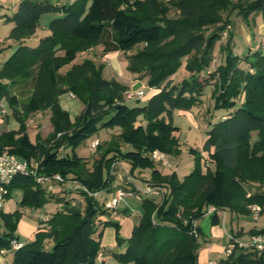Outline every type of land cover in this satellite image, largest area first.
Instances as JSON below:
<instances>
[{
    "label": "trees",
    "instance_id": "trees-1",
    "mask_svg": "<svg viewBox=\"0 0 264 264\" xmlns=\"http://www.w3.org/2000/svg\"><path fill=\"white\" fill-rule=\"evenodd\" d=\"M91 1L89 7L88 0L58 7L49 0H21L10 14L0 16L13 24L8 39L17 44L0 68V101L8 102L22 125L0 135V153L9 149L21 159L39 160L41 173L60 174L66 182H76L90 192L110 191L115 181L113 165L127 161L130 172L151 170L150 184L166 192L161 201L142 200V218L125 240L120 237V223L103 220L109 210L94 196L81 192L85 210L57 211L33 241L11 252L12 264H107L99 262L98 255L108 226L115 227L118 246L126 243L124 251L114 252L120 263L198 264L200 239L205 237L198 221L210 207L216 208L211 214L214 226L221 223V211L247 216L254 204L264 210V193L249 196L244 187L250 182L264 184V52L250 53L245 58L249 68L241 67L243 60L233 55L230 33L222 47L225 62L209 69L232 17L254 22L255 16H264V0ZM59 10L63 14L49 22L50 34L37 46L27 44L44 15ZM99 45L107 53H129L139 47L127 56L129 70L139 78L148 77L149 87L157 91L145 105L129 106L125 99L129 87L105 79L104 66L91 59L73 64L61 76V70L80 52ZM185 62L189 77L174 83L172 77ZM30 77L32 92L22 101L12 89ZM211 85L216 110L227 113L211 125L203 146L214 167L205 162L204 172L201 152L190 148L196 158L194 169L182 179L176 172L164 174L151 154L182 153L175 111L199 105ZM70 92L84 102L74 120L60 104L61 96ZM46 110L51 111L54 133L33 142L27 119ZM104 128H121L122 133L115 144L105 148L99 144L100 156L90 170L76 150ZM9 188L10 194L16 188L23 190L20 207L40 208L53 197L33 177L18 175ZM21 216L20 210L1 214L0 251L19 239L16 230ZM250 233H264V228ZM223 263L264 264V257L235 244Z\"/></svg>",
    "mask_w": 264,
    "mask_h": 264
},
{
    "label": "rangeland",
    "instance_id": "rangeland-1",
    "mask_svg": "<svg viewBox=\"0 0 264 264\" xmlns=\"http://www.w3.org/2000/svg\"><path fill=\"white\" fill-rule=\"evenodd\" d=\"M21 0H0V16H3L5 14H10L12 12V9L15 8L20 3ZM76 0H49L50 3L58 6V7H63V6H69L70 4L74 3ZM164 1V0H163ZM92 3L91 0H88V6ZM63 14L61 10L57 11L56 13H47L44 15L42 21H41V26L38 29L37 33L35 36L29 38L26 40V43L31 45V46H37L39 44V41L41 38L49 35L50 31L44 30L43 26L46 25V23L49 26V22L56 18L59 17ZM172 15L174 16L175 14L172 12ZM46 22V23H45ZM13 27L12 23H7L3 17H0V66L3 65V63L11 56L12 53L11 49L13 46H15V43L8 39L9 32L11 28ZM242 27L250 29L254 28V22L252 19V23H249L248 21H245L242 17L234 15L232 17V25L227 29V35H223L222 40L217 44L218 50L217 53L214 54V59L211 63V66L209 67L210 70L215 69L214 67L220 63L221 59H225V54L223 55L222 52V47L225 45L229 39L231 30H233L235 39L233 42L232 50H233V55L236 57H239L241 60H243V68H249V62L245 60L247 56H249V53L251 49L254 47V43L249 45L246 43L245 39L239 35V30L242 29ZM234 28V29H233ZM139 49V47H136L134 50H132L129 53H123V52H110L107 53L104 50V47L102 45L96 46L94 48H91L90 51L91 53H85L80 52L78 55V61H83L85 59H91L93 60L97 66H104L103 70V76L105 79L111 80V79H117L121 80L124 83H130L131 79H134L135 76L131 73L129 70V61L127 59L128 54L136 53V51ZM257 49H263L264 50V43L262 42V39L260 40ZM83 53V54H82ZM116 53V54H115ZM252 53V52H251ZM60 55L64 54V51L59 52ZM107 55L110 57V63L106 64L103 63L101 57ZM84 56V57H83ZM85 56H88V58ZM112 58V59H111ZM250 61L253 60L251 57L249 59ZM186 61V60H185ZM73 63L65 66L60 74L61 76L65 77L68 73V71L71 69ZM241 64V63H240ZM186 62L184 65L179 69V71L172 77V80L174 83H180L183 79L187 78L189 76V72L185 68ZM219 66V65H218ZM217 66V67H218ZM216 67V68H217ZM122 75V77H121ZM124 75V76H123ZM124 77V78H123ZM138 77V76H137ZM25 80H19L18 83H16V87L12 89L14 93H17L20 96V99L22 101H26L33 88V81L30 78L27 79L26 83H22ZM21 83V84H20ZM136 88H129V91L132 92H137L139 90H144L145 96L142 98H139L140 103H137V98L133 100H128L126 99V103L133 107L136 105H145L149 98L151 97L152 90L149 89V78L148 77H143L139 78L138 77V82H136ZM145 87V88H143ZM213 91L210 86L206 87V90L204 92V95L202 96L203 102H201L199 105L194 106L190 110H176L174 114V120H175V125L180 127V131L177 134L179 140H180V146L182 148V156L179 158L181 160V165L177 169V174L178 176H183L185 174H189L192 170L193 167L195 166L196 163V158L194 155L190 154L188 151L189 147H194L196 149H201L203 146V139L208 135V132L211 128L210 122L211 119L214 118L215 121H218L220 116L225 113L224 110H216L215 108V99L213 97ZM60 104L63 109H65L72 120H74L83 110L84 108V102L81 97H76V98H71L69 96V93L64 94L60 98ZM1 106L6 108L8 115L6 117H3L0 114V120L4 121V125L0 126V135L3 133L4 129H9V131L12 130H19L21 128V123L14 117L12 109L10 105L8 104L7 101L2 100L0 101V109ZM30 118V117H29ZM27 119V130H31L33 132V135L36 133H41L43 134L46 138L49 137L51 134L54 133V126L51 121V111L46 110L43 111V116L41 118H36L35 123L33 125H30L28 123ZM8 122V123H7ZM114 129H107L104 128L102 129L103 131L100 134V137L104 139L105 135L107 132H110ZM101 131V130H100ZM122 133L121 128H117V131L113 133L112 136L106 143H101L100 144L105 148L107 147L110 143L115 144L119 141V136ZM97 135L92 136L89 138L86 143L81 144L76 152L85 159L87 162V167L92 170L94 168V162L97 158H99L100 154L98 150L96 152H92L91 150H88V145L91 143V141L96 138ZM168 160H170L169 157H167ZM35 162H39V160H33ZM158 168L160 169H165V171H168L170 169L169 167L165 168L161 163L156 164ZM149 170H147V176L149 175ZM144 177V176H143ZM185 177V176H184ZM134 182L138 181V184L141 188L146 187V182L145 180L138 179L136 176H132ZM119 182V181H118ZM117 182V183H118ZM121 183V182H120ZM118 183V184H120ZM136 183V182H135ZM65 184H72L74 188L78 187L77 183H74L72 181H67ZM116 184V181L113 183ZM84 197L82 193H79ZM159 198L157 196H152ZM23 198V190L21 189H13L10 196L7 197L4 201V208L3 212L4 213H14L16 210H20L22 212V216L20 219V228H19V233L21 234V239H19L21 242L28 241L25 237L26 233L24 232V226L25 222L28 223H36L41 224L44 226L45 223L44 218L49 215L50 210H55L58 206L55 200H51L47 203H45L42 207L40 208H31V207H20V202ZM76 199H79L78 194L75 195ZM85 198V197H84ZM105 194H101L100 196L97 197V201L103 206L105 202ZM86 202V201H85ZM130 203V210L134 211L135 215L137 214L139 216V213H143V208H142V201L137 200L134 196H127L122 203L120 204L118 211L122 213L123 210L126 207V204ZM117 211V212H118ZM139 212V213H138ZM121 215V214H120ZM104 221H113V222H120L121 228H120V237L122 239H127L129 238L131 231L133 230V225L135 221H137L138 218H133L127 215L122 214L121 217L119 216H114L112 217V211H108V213L104 216H102ZM246 220V229H249L253 224H256L257 226L261 227L264 226V216L259 217L258 220H253L252 219H245ZM237 223V221H236ZM210 224H211V218L210 217H204L203 219L198 221V225L202 228L204 232V238H208L210 235ZM4 222L0 217V230H4ZM234 226V224H233ZM26 228V227H25ZM222 233L217 235L214 233H211V237L209 236V243L204 240V238L200 239L201 246L198 250L199 253V259H198V264H208L209 260L215 261L217 264H224L223 261L228 257V254L226 252L227 247H232L233 244H231V239L232 237H235L236 242H242V243H249V237L246 235L243 238H237V228L236 225L234 226V236L230 235L231 232V226L228 224V226L224 225V221L220 223L218 227ZM217 229V226L215 230ZM226 230L228 232H226ZM207 235V236H206ZM214 245H219L221 246V250H218L217 246ZM126 248V243H123L121 246H118L117 240H116V229L113 226H108L105 229L104 236H103V246L102 250L104 252V258H106L107 264H123L117 261L114 257V252H122ZM13 254H9V259L12 258ZM134 264V263H130Z\"/></svg>",
    "mask_w": 264,
    "mask_h": 264
},
{
    "label": "crops",
    "instance_id": "crops-1",
    "mask_svg": "<svg viewBox=\"0 0 264 264\" xmlns=\"http://www.w3.org/2000/svg\"><path fill=\"white\" fill-rule=\"evenodd\" d=\"M46 23V22H45ZM254 25H255V27L254 28H250V29H247V28H244V27H242V29H240L238 32H239V35L241 36V37H243L244 39H245V41H246V43H248L249 45H251L252 43H254V47H253V49H251V51H250V53L251 52H254V51H256V50H258L257 49V46H258V44H259V42H260V40L262 39V42L264 43V16L263 15H257V16H255V18H254ZM43 29L46 31H48V24L46 23V25H44L43 26ZM234 29V28H233ZM50 33V32H49ZM231 34L233 35V42H234V39H235V35H234V32H233V30H231ZM35 36V35H34ZM17 47V44H15V46H14V48L13 49H11V52L10 53H12L14 50H15V48ZM217 50H218V47L216 48V51H215V53H217ZM261 51L262 52H264V50L263 49H261ZM85 53H91L90 51H87V52H85ZM249 53V54H250ZM83 54V53H82ZM116 54V53H115ZM224 55V54H223ZM78 57H79V55H78ZM78 57H77V59L73 62V64H77V63H81L82 61H78L77 62V60H78ZM84 57V56H83ZM88 58V56H85V58ZM110 58V57H109ZM112 59V58H111ZM225 62V59L223 60V59H221V61H220V63L219 64H217L214 68H216L218 65H220V64H223ZM72 64V65H73ZM243 64H244V62L242 61L241 62V64H240V66L241 67H244L243 66ZM0 68H1V66H0ZM124 76V75H123ZM133 76H135L134 77V79H131L130 80V83L128 84V83H124V82H122L120 79L118 80V81H120L121 83H123V84H125V85H127L130 89L131 88H136V82H138V77H137V75H134L133 74ZM121 77H122V75H121ZM189 77V76H188ZM124 78V77H123ZM117 80V79H116ZM212 89H214V85H211L210 86ZM143 88H145V87H143ZM149 89H150V87H149ZM153 92H152V94H151V96L153 95V94H155L157 91L155 90V89H153L152 90ZM202 102H203V100H202ZM224 114H227V113H224ZM215 122V119H211V122H210V124H213ZM8 123V122H7ZM174 123H175V120H174ZM5 123H4V121H2V120H0V126H2V125H4ZM180 128V127H179ZM9 131V129H4V131H3V133H5V132H8ZM103 130H101V131H99V133L98 134H96L97 135V137L96 138H94L92 141H91V143L94 141V140H99L101 143H106L112 136H110V135H112L113 133H115L116 131H117V128L115 129V130H112V131H110V132H107V134L105 135V137H104V139H102L101 137H100V134H101V132H102ZM2 133V134H3ZM29 135H30V138L32 139V141L33 142H36L37 141V139H39V140H44V139H46V137L43 135V134H41V133H36L35 135H33V132L31 131V130H29ZM208 139V135L203 139V146H204V143L206 142V140ZM86 143V142H85ZM91 143L87 146L88 147V150H91L90 149V145H91ZM87 144V143H86ZM203 146H202V148L201 149H197V150H199L200 152H201V155H202V157H203V159H202V164L204 165V172L206 171V167H205V162H209L210 164V167L211 168H213L214 167V165H213V163L212 162H210L209 161V159H210V153L209 152H207V151H203ZM180 148H181V146H180ZM190 148H194V147H189L188 148V151L190 150ZM194 149H196V148H194ZM181 150H182V148H181ZM212 152H213V150H212ZM190 153V152H189ZM78 154V153H77ZM182 154H183V152L179 155V156H174V155H167V157H169L170 158V160H168L169 161V165L168 166H164L165 168L167 167H169L170 169H168V171H165V169L163 168V169H161L162 170V172L164 173V174H171V173H173V172H176V173H178L177 172V169L180 167V165H181V160L179 159V158H181V156H182ZM79 155V154H78ZM80 156V155H79ZM160 169V168H159ZM193 169H194V167H193ZM130 170H131V164L129 163V162H127V161H118V162H116L114 165H113V168H112V172H113V174L115 175V181H116V184H113V186H112V189L110 190V191H102L100 194H99V196L101 195V194H105V201H107V200H109L111 197H112V195H113V193H114V191L118 188V187H124L125 189H127V190H137L138 188H140V189H142L140 186H139V184H138V181H135L134 182V180H133V178H132V176H136L138 179H144L145 180V182H146V186L148 185V184H150V179H151V170H149V175L147 176V170H140V169H137V170H135L134 172H130ZM187 174H185V175H183V176H179L181 179L184 177V176H186ZM144 176V177H143ZM114 181V182H115ZM119 181V182H118ZM120 183V184H118V183ZM72 184H62V185H56V188H55V190L53 191V192H49V194L50 195H52L53 197L51 198V200H55L56 201V203L58 204V206H57V208L55 209V210H50V214L49 215H47L45 218H44V223L45 222H47L46 220H49L52 216H53V214H55L57 211H60V210H63V211H65V212H68V213H82L84 210H85V208H86V202H85V198L84 197H82V195H80L79 193H81L80 192V189L78 188V187H76V188H74L73 186H71ZM244 187H245V189H246V191H247V193H248V195L249 196H256V195H262L263 193H264V184L263 185H260V184H258V183H253V182H250V183H245L244 184ZM76 194H78V196H79V199H76L75 198V195ZM10 196V195H9ZM8 196V197H9ZM129 196V195H128ZM132 196V195H131ZM127 197V196H126ZM125 197V198H126ZM124 198V199H125ZM136 198V197H135ZM152 199H155L156 201H161L162 200V198L161 197H159V198H156V197H151ZM123 199V200H124ZM137 199V198H136ZM122 200V201H123ZM137 200H139V199H137ZM140 201H142V200H140ZM122 203V202H121ZM120 203V204H121ZM130 203H127L126 204V207L123 209L124 211H125V213L123 212V211H121L122 213H120L119 211H118V209H117V211H116V213H115V215H113L112 217H114V216H119V217H121V215L122 214H124V215H127V216H130V217H133L134 219L135 218H138L137 219V221H135V223H134V225H133V227L135 226V225H137V224H139V222H140V220H141V218H142V215H143V213H139V216L136 214L135 215V213H134V211H131L130 210V205H129ZM120 206V205H119ZM119 206H118V208H119ZM121 214V215H120ZM219 216H220V218H221V222H223L224 221V225H226V226H228V224L231 226V232H230V235L231 236H234V233L233 232H235L234 231V226L236 225V228H237V234H235V235H237V238H243L244 236H248L249 237V240H250V235H251V233H250V231L251 230H260V229H263L264 228V226H261V227H259V226H257L256 224H253L249 229H246V220L245 219H252L253 217H252V215L250 214V215H239V214H236V213H234V212H231L230 210H225V211H221V212H219ZM261 216H264V210L262 211V213H261ZM260 216V217H261ZM206 217H210L211 218V215H207ZM254 220V219H253ZM236 221H237V223H236ZM120 223V222H119ZM233 224H234V226H233ZM25 225L26 226H24V232L26 233V239L28 240V241H25L24 243H26V242H29V241H33L34 239H35V236H36V234L40 231V230H43L42 228L45 226H43L42 224H41V222H39V224H36V223H28L27 224V222H25ZM121 225V224H120ZM26 227V228H25ZM219 227V225H217V229L215 230V228H216V226H214L213 224H212V219H211V224H210V237H211V233H214L215 232V234H217V235H219V234H221L222 233V231L218 228ZM19 228H20V221H19V223H18V228H17V230H16V234L19 236V239H21V234L19 233ZM1 231V230H0ZM226 232H228L227 230H226ZM131 233H132V231H131ZM223 234V233H222ZM205 235V234H204ZM130 236H131V234H130ZM129 236V237H130ZM207 236V235H206ZM209 236H208V238H205V240L209 243L210 241H209ZM235 238V237H234ZM49 246L51 245V243L49 242V244H48ZM102 246H103V244H102ZM215 246H217V245H214V249H215ZM218 248H216V249H218V250H221L222 248H221V246H217ZM103 251V250H102ZM11 252H8V253H6V254H3V255H1L0 254V264H12L13 263V257L14 256H12V258H10L9 259V254H10ZM13 254V253H12ZM105 261H106V258H105ZM210 261H213V260H209V262ZM107 262V261H106ZM209 264V263H208Z\"/></svg>",
    "mask_w": 264,
    "mask_h": 264
},
{
    "label": "built area",
    "instance_id": "built-area-1",
    "mask_svg": "<svg viewBox=\"0 0 264 264\" xmlns=\"http://www.w3.org/2000/svg\"><path fill=\"white\" fill-rule=\"evenodd\" d=\"M223 35H227V31H225ZM101 59L103 63L106 64L110 63V58L107 55L102 56ZM153 89L154 88L150 87V90ZM69 96L71 98L77 97L76 94L73 92H70ZM144 96H145L144 90H139L137 92L127 91L125 94V98L128 100H133L135 98L139 99ZM0 114L3 117H6L8 115L6 108H4L3 106H1ZM42 116H43L42 111L36 112L30 116L28 123L30 125H33L35 123L36 118L38 119L41 118ZM99 144H100L99 140H94L90 145L91 151L96 152ZM151 157L155 162L161 163L163 166L169 165L167 155H165L164 153H161L159 151H154L151 154ZM18 175L33 177L38 184L45 186L48 192H53L56 188V185H62L66 183L65 179L60 174L46 175L41 173L39 162H35L33 160L29 161V160L21 159L15 154L11 153L9 149H5L2 153H0V217L1 214L3 213L4 201L10 195L9 187L11 185V182ZM77 186L80 189V192L86 194L88 193L89 195L94 196L95 198H97L101 193V192H90L86 187H83L79 184ZM165 192L166 189L164 187L152 186L151 184H148L145 188L142 189L138 188L137 190H127L124 187H118L114 191L112 197L109 200L105 201L103 205L106 209L112 211V216H113L115 215L118 206L120 205L122 200L128 195H132L139 200H143L145 198H151L152 196L163 198ZM250 209L253 219L258 220L263 210L262 206L254 204L250 206ZM215 210H216L215 207H210L207 215H211ZM196 224L197 223H195V226ZM231 240H234L235 244H238L240 247L250 248L253 251H255L258 256L264 257V233L251 234L249 243L236 242L234 237H232ZM235 244H233L232 247H227L226 252L228 255L231 254ZM23 245H24L23 242L15 238L11 241L10 248L1 250L0 254L3 255L8 252L18 250ZM104 260H105L104 252L102 251L98 255V261L102 262ZM209 264H217V263L215 261H210Z\"/></svg>",
    "mask_w": 264,
    "mask_h": 264
},
{
    "label": "water",
    "instance_id": "water-1",
    "mask_svg": "<svg viewBox=\"0 0 264 264\" xmlns=\"http://www.w3.org/2000/svg\"><path fill=\"white\" fill-rule=\"evenodd\" d=\"M137 103H140V100L139 99L137 100Z\"/></svg>",
    "mask_w": 264,
    "mask_h": 264
}]
</instances>
